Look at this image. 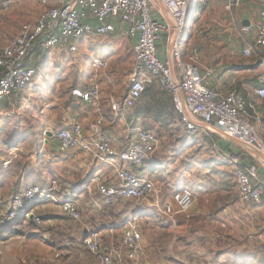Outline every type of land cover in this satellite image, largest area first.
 Instances as JSON below:
<instances>
[{
    "label": "built area",
    "instance_id": "1",
    "mask_svg": "<svg viewBox=\"0 0 264 264\" xmlns=\"http://www.w3.org/2000/svg\"><path fill=\"white\" fill-rule=\"evenodd\" d=\"M158 1L161 6L154 0H66L49 6L46 0H41L44 9L37 20L22 23L17 33L0 47V100L32 84L36 70L31 51L36 43H42L46 50L63 47L69 53H76L84 39L120 31L132 41L133 59L125 76L127 91L118 98H110L109 109L114 117L121 118L135 110L147 87L155 85L160 91L169 93L176 121L183 131L199 130L220 138H235L264 169V138L252 120L243 96L234 89L221 93L208 85L206 79L212 71L202 73L195 57L183 55L179 38L185 29L191 0ZM256 1L260 7L255 32L249 26H241L239 30L251 38L242 50L245 57L264 47V0ZM12 4L13 0H1L0 8L8 11ZM162 37L164 43L170 45L165 58L159 56L158 44ZM261 59L264 63V58ZM107 67L106 58L92 57L93 74L82 85L73 87L70 95L90 107H97L102 98L98 73ZM255 95L264 100V82L255 89ZM104 122L105 114L100 112L84 130L81 121L71 117L64 128L52 132L50 137L57 141L60 152H86L97 162L110 167L112 178L92 179L96 192L104 199L151 201L150 206L169 219L189 211L192 193L177 190L170 201H161L157 182L141 172L161 144V138L150 129L132 127L131 144L118 150L105 134ZM19 149L23 150V147ZM232 163L240 201L264 207V189L252 182L257 176V168L243 169L235 159ZM75 195L74 187L57 178H49L45 183L31 182L0 206V228L17 231L26 223L41 224V216L35 210L41 203H55L65 215L77 221L81 212ZM81 240L93 257L90 264H123V257L139 264L144 256L136 219L123 223L122 246L119 248L104 245L98 232H87Z\"/></svg>",
    "mask_w": 264,
    "mask_h": 264
},
{
    "label": "rangeland",
    "instance_id": "2",
    "mask_svg": "<svg viewBox=\"0 0 264 264\" xmlns=\"http://www.w3.org/2000/svg\"><path fill=\"white\" fill-rule=\"evenodd\" d=\"M40 9L38 0H13L8 11L0 8V32L9 37L21 23L35 19ZM189 17L191 21H194V14L191 13ZM113 37H92L87 40V45L79 47L76 53L58 50V48L46 50L42 43L38 42L31 51L36 74L32 84L22 92L27 93L25 98L37 101L38 105L35 109L38 112L39 107L45 106L47 100L52 98L51 88L56 85L59 88L57 91L63 89L70 94L73 85L83 78L86 80L93 74L91 61L92 57L96 56H103L107 59L106 74L115 75L113 87L125 91L128 85L125 76L133 59L132 43L122 36ZM189 38L190 32L185 28L179 38L181 48L185 49ZM2 45L3 37L0 36V47ZM105 81L107 82V78ZM22 111L20 114L23 113ZM37 112L36 114H39ZM165 113L166 111L160 110L158 105L150 106L144 122H149L148 118L153 120L152 129L162 139L180 137L181 133L175 126L167 127L164 119L166 117L165 120L170 122L171 116ZM155 115L161 117L164 115L163 120ZM44 119L46 118L39 114L37 123H41ZM160 121L161 123L157 126ZM210 138L213 137L203 138L191 147V151L187 150V153L185 149L177 144L173 145L172 141L167 139H161V144L156 149L157 151L162 146L167 150L166 156L169 160L167 169L169 172H171L170 169H175L173 173L168 174V177L162 176V181L157 180L158 187H160V198L169 199L171 194L170 200L172 199L173 193L169 189L170 181H172L170 179L178 176V173L185 171L198 179L186 183L197 194L203 193L201 196L193 197L189 211L176 214L173 219L163 217L164 219H157L158 221L145 220L144 218L149 213L144 211L145 202L118 199L108 203L99 200L96 193L93 201L87 197L84 198V202H81L80 221L82 222L83 219L90 221L97 227L99 222L107 218L104 217L107 213L113 217L117 216L118 224L114 229L102 228L100 229L102 236H100L104 245L119 248L122 246L123 223L128 219H136L144 249V256L139 264H166L167 261L173 264H191L193 261L198 264H264V207L247 205L239 201L237 186L232 174L234 164L230 152L233 149L239 152L241 149L238 148L239 146L231 145L232 141L229 139L222 138L215 142V138L213 141ZM16 139L14 138L13 142ZM226 144L227 146L229 144L230 148L229 146L226 148ZM26 150L27 147H24V152ZM187 158L196 159V162H189ZM169 166L173 168L169 169ZM11 179L12 182L17 181L15 178ZM14 192L15 189L6 185L0 187V203L4 204ZM53 206L51 208L47 203H41L37 204L35 210L40 216L54 214L59 208L56 205ZM48 207H50L49 210ZM140 211L141 214H139ZM118 212L120 215L117 214ZM153 215L158 216L157 213ZM50 219H56V217L50 216L47 221L44 222L43 219L41 224H34L35 227L40 226L41 233H36V235L41 234L43 242L35 237L36 235L28 237L26 233H30L34 227L27 228L23 225L20 229L22 234L18 240L10 242L4 248L0 247L2 252L0 264H90L93 257L83 247L82 237L61 235L68 229L78 230L79 220L65 218L51 221ZM4 230L7 229L0 228V235ZM45 230H50L51 233ZM8 232L13 234L11 229L5 231V234ZM47 236L52 238V241L49 240L50 238L46 241ZM9 248L11 249L5 252L4 249ZM121 251H124L123 248ZM122 261L123 264H133L125 257Z\"/></svg>",
    "mask_w": 264,
    "mask_h": 264
},
{
    "label": "crops",
    "instance_id": "3",
    "mask_svg": "<svg viewBox=\"0 0 264 264\" xmlns=\"http://www.w3.org/2000/svg\"><path fill=\"white\" fill-rule=\"evenodd\" d=\"M38 1L41 6L40 13L44 9V4L41 3V0ZM46 1L49 6H53L66 0ZM197 1H200V4L201 2L205 4L198 18L191 21L190 24H187L185 27L190 32V38L187 41L185 49L182 48L183 55L187 58L189 56L195 57L197 63L200 65L202 73H205L207 70L212 71V75L206 79L208 85L213 86L221 93L234 89L243 96L247 105V110L252 116V120L256 124L259 133L264 137V100L258 99L255 95V89L264 82V63L261 59L264 58V47L254 51L250 57H245L242 50L249 45L251 38L249 35H242L239 31L241 26H249L250 29L255 32L260 4L256 0ZM39 13L35 19L28 21L35 22ZM243 21H246L247 24H243ZM92 24L95 25V23ZM19 26L9 37L0 32V36L3 37V44L17 33ZM107 36H114L113 38L122 36L127 38L125 34L120 31H116ZM87 40L88 39H84V41L80 43V47L87 45ZM127 40L130 41L128 38ZM130 42L132 43V41ZM158 48L159 56L165 58L166 50L170 49V45L165 44L162 37L159 41ZM59 49L66 50L63 47H58V50ZM33 62L35 63L34 60ZM260 67L262 69H260ZM99 73L98 78L102 84V98L99 105L94 108L74 99L67 93L68 91L65 92L63 89L57 91V89H59L58 85L51 88L52 98L50 97V100H47L45 106L39 107L38 112L35 109L38 105L37 101L34 99L31 100L30 98L29 100L26 99L27 93H22L23 91L3 99L4 102H0V187L6 185L15 189L14 193H16L31 182L45 183L49 178H57L61 182L76 189L74 199L79 209L82 208L81 202H84V198L86 199L88 197L93 201V196H95L97 192L92 179H94V177H99L104 180H109L113 177L110 167L97 162L92 154L86 152L78 150L60 152L57 141L52 139L50 137L51 135H47L49 132L52 133L60 128H64L71 117H77L81 121L84 130H87L89 122L95 119L100 112L105 114L103 130L111 145L115 149L123 150L132 142L133 132L130 131L132 127H141L154 131L152 129L154 126L152 124L153 120L148 118L149 122L151 121L150 123L144 121L149 107L155 105L160 106L159 102L161 99V101H165L168 105V110L165 114L171 116L170 122L165 120L166 117L164 119L167 127L175 126L181 133L180 137H166L164 139L172 141L173 145H179L181 148L185 149V153H187L191 151L192 146L202 141L203 138L215 135L204 133L199 130L192 133L183 131L176 121L169 93L160 91L155 85L150 86L153 88L147 91L145 99H140L135 110L127 112L125 116L121 118L114 117L109 109L110 98L120 97L127 89L121 91L113 87L115 85L114 74H106V70ZM106 78L107 82L105 81ZM83 79L72 87L82 85L85 82ZM26 107H28V109H26ZM21 111L23 112L22 114H20ZM36 112L42 114V117L46 119L41 123H37L39 114H36ZM155 116L162 120L164 117V115L162 117L159 115ZM160 123L161 121L155 124L158 126ZM8 135H11V138H7L8 141H6L5 136ZM14 138H17L15 142H13ZM218 139L221 140L222 138L219 137ZM230 144L238 147V145L232 142H230ZM20 146L23 147L22 151L19 149ZM228 146L230 148L229 144ZM228 146L226 144V148ZM24 147H27L26 152H24ZM238 148H240L241 151L238 152L233 149V151L230 152V157L232 160L235 159L243 169L255 166L257 168V176L252 179V182L262 186L264 189V169L257 159L251 157L241 147ZM166 152L167 150L161 146L152 154L148 161L151 163L148 164L147 162L145 169L141 171L144 176L157 182L158 179L162 181V176L168 177L169 173L175 171L171 166H169V169L173 168L170 169L171 172L167 169V162H169V160L166 156ZM186 160L189 162H196V159L193 158H187ZM162 168L165 169L162 170ZM10 176L11 178L17 179V181L12 182V179L9 178ZM170 180L172 181H170L169 189L172 193L177 190H188L195 198L196 195L201 196L203 194H197L195 190L192 191V188L187 186V182H194V180L198 179L196 176H191L185 171L178 173V176H174ZM170 198L171 194L169 199H165L164 197L163 199L160 198V200L169 201ZM2 205L3 203H0V206ZM47 205H50L51 208L54 207L53 205H56L59 208L56 210V213L47 214V216L56 217V219H50L51 221L69 218L60 211L59 205L55 203H47ZM94 208H96L95 204ZM49 209L50 207H48V210ZM144 211L149 212L147 215L145 214V218L143 217L145 220L153 221L154 219H164L163 216L157 213L155 208L150 206L149 201L145 203ZM154 213H157L158 216L153 215ZM117 214L120 215V212ZM104 217L107 218L99 222L97 227L90 221H84L83 219L81 222L79 219L80 224H78V230L74 229L70 231V229H68L65 230L64 234L61 233V235L65 237L74 236L76 238H81L87 232H98V234L102 236V231H100V229L110 230V227L114 229L119 219L117 216H110L109 213ZM9 230L10 229L4 230L2 235L5 236V231ZM9 233L10 232L6 233V235ZM4 236L0 239L6 238ZM8 237L9 239L14 237L17 238V240L19 239L14 231L13 234H9ZM35 237L40 238V241L43 240L41 234ZM49 238L50 237L47 236L46 241H48ZM49 240L52 241V238ZM10 249L11 248L7 250ZM166 264L173 263L167 261ZM191 264H198V262L193 261Z\"/></svg>",
    "mask_w": 264,
    "mask_h": 264
},
{
    "label": "trees",
    "instance_id": "4",
    "mask_svg": "<svg viewBox=\"0 0 264 264\" xmlns=\"http://www.w3.org/2000/svg\"><path fill=\"white\" fill-rule=\"evenodd\" d=\"M204 2H201V4H200V1H197V0H191L190 1V7H189V12H188V15H187V19H186V24H185V27L187 26V24H190V22H191V20H190V17H189V15L192 13V14H194V19H196V18H198V16L200 15V13L202 12V9H203V6H204ZM151 88H153V87H150V86H148L147 87V89L145 90V92L143 93V95H142V97H141V100L144 98L145 99V96L147 95V91H149V90H151ZM1 101H3V100H0V102ZM4 102V101H3ZM160 110H162V111H166L167 112V110H168V105H167V103L165 102V101H161V99H160ZM172 110H173V112H174V109H173V106H172ZM211 135H214V134H211ZM11 135H8V136H5V140L6 141H8V139L9 138H11L10 137ZM213 138H215V142L217 141V140H219L218 139V137L216 136V135H214V136H212ZM8 138V139H7ZM214 139H212V141H213ZM248 156V155H247ZM249 158H250V156H249ZM98 198H99V200H102V201H106V202H108V203H111V202H113V201H115V200H118V199H114V198H110V199H108V200H106V199H104L103 197H101L99 194H98ZM143 212V211H142ZM139 214H141V211L139 212ZM39 215V214H38ZM40 216V215H39ZM48 218H50V216H47V214L46 215H41V223L43 222V219H44V222L45 221H47V219ZM70 218V217H69ZM71 219V218H70ZM73 220V219H72ZM32 225H34V223H32V222H30V223H26L24 226H27V228L29 227V226H31V227H34L33 229H32V231L30 232V228L28 229V231L30 232V233H26L27 234V236L29 237V236H32V235H35L36 233H41V231H40V226L39 227H35V225L34 226H32ZM46 225H48V224H46ZM53 228V227H52ZM35 229V230H34ZM45 232H48L49 234L51 233V231L50 230H45ZM15 233H16V235H18V237L19 236H21V234H22V232L20 231V230H17V231H15ZM35 233V234H34ZM4 235H0V238L1 237H3ZM4 237H6V238H4V239H0V247H2V248H4L5 247V245H8V244H10V242H14L17 238H13V239H9V237H8V235H6L5 234V236ZM8 238V239H7ZM49 245H52L51 243H49ZM4 250H6L5 252H7L8 250L7 249H4Z\"/></svg>",
    "mask_w": 264,
    "mask_h": 264
},
{
    "label": "water",
    "instance_id": "5",
    "mask_svg": "<svg viewBox=\"0 0 264 264\" xmlns=\"http://www.w3.org/2000/svg\"><path fill=\"white\" fill-rule=\"evenodd\" d=\"M157 4H159L160 5V3H159V1L158 0H154ZM161 6V5H160ZM247 24V22L246 21H243V24ZM52 133H47V135H51ZM229 140H231L234 144H236V145H238L239 147H241L243 150H248V149H246L244 146H242V144L241 143H239L238 141H237V139H235V138H229Z\"/></svg>",
    "mask_w": 264,
    "mask_h": 264
}]
</instances>
